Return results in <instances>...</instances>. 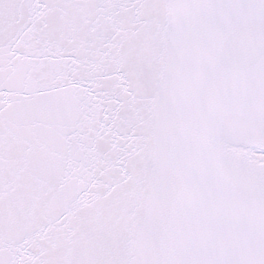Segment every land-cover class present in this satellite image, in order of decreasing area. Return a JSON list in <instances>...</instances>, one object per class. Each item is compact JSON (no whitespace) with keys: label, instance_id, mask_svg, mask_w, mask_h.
<instances>
[{"label":"snow or ice","instance_id":"6c2138e0","mask_svg":"<svg viewBox=\"0 0 264 264\" xmlns=\"http://www.w3.org/2000/svg\"><path fill=\"white\" fill-rule=\"evenodd\" d=\"M0 264H264V0H0Z\"/></svg>","mask_w":264,"mask_h":264}]
</instances>
